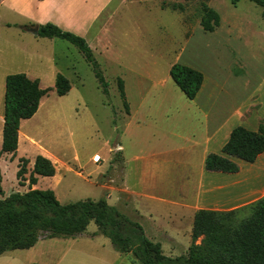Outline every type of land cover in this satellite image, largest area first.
<instances>
[{
    "label": "rangeland",
    "instance_id": "1",
    "mask_svg": "<svg viewBox=\"0 0 264 264\" xmlns=\"http://www.w3.org/2000/svg\"><path fill=\"white\" fill-rule=\"evenodd\" d=\"M70 1L76 7L88 4ZM202 4L219 14L213 32L200 26ZM103 17L102 43L94 52V42L90 48L107 94L76 47L58 38L34 36L23 29L32 25L8 12L0 0V114L7 75L29 74L43 89L54 86L56 73L64 75L70 91L61 97L48 92L37 116L22 122L36 146L22 141L19 157L50 153L56 158L55 177H41L36 189L53 190L61 204L105 199L149 234L151 226L142 222L125 190L126 170L141 190L166 198L183 193L184 180L196 173L197 159L188 148L198 129L194 120L201 118L203 94L201 90L194 104L187 100L169 77L171 65L181 63L202 72L205 87L216 86L225 116L256 104L250 115L263 114L264 10L250 0H113ZM118 78L124 83L128 115ZM17 165L18 157L0 155V198L28 191L27 180L18 184ZM164 181H170V187ZM141 208L148 213L171 211L158 200L146 201ZM158 217L156 236L148 238L161 245L164 255H185L191 245L200 244L201 239H192L187 222L169 221L165 214ZM96 230L91 222L76 238L43 236L30 249L6 252L0 264H138L131 253L113 250Z\"/></svg>",
    "mask_w": 264,
    "mask_h": 264
},
{
    "label": "trees",
    "instance_id": "2",
    "mask_svg": "<svg viewBox=\"0 0 264 264\" xmlns=\"http://www.w3.org/2000/svg\"><path fill=\"white\" fill-rule=\"evenodd\" d=\"M264 10V0H250ZM220 24L219 14L202 4L200 26L205 32H213ZM37 29V36L65 40L82 54L92 67L94 75L107 94V83L99 63L86 42L74 33L64 31L55 24L24 26L31 31ZM174 85L188 100H193L202 87V72L181 63H174L169 69ZM119 97L126 114H129L124 83L118 78ZM71 89L69 80L62 74L55 77L52 88H41L39 79H30L24 73L5 77L3 98V126L0 155L16 158L18 130L22 120L30 119L38 110L41 99L54 90L57 96L66 95ZM264 152V122L258 131L243 126L232 129L221 154L210 153L205 157L204 169L210 172L234 174L239 166L229 157L253 163ZM30 160L18 158L16 179L24 185L26 192H14L0 198V256L15 250L32 248L41 237L76 238L86 232L93 222L95 235L107 238L116 252L131 253L138 264H264V196L248 205L228 211L198 210L192 223L191 236L199 245H191L187 254L168 257L161 245L150 240L142 226L120 213L105 199H86L61 204L53 190L32 189L38 177H53L56 169L52 161L42 155L34 158L30 171ZM29 173L28 179L25 178ZM2 188L0 185V194Z\"/></svg>",
    "mask_w": 264,
    "mask_h": 264
},
{
    "label": "crops",
    "instance_id": "3",
    "mask_svg": "<svg viewBox=\"0 0 264 264\" xmlns=\"http://www.w3.org/2000/svg\"><path fill=\"white\" fill-rule=\"evenodd\" d=\"M1 2L8 12L16 14L25 23L35 27L52 23L84 37L89 46L92 42L97 46L98 43H102L100 36L103 34L105 27L104 13L113 3V0H88V4L83 8L76 7L75 1L70 0H1ZM67 22H70L72 25L70 26ZM89 36L90 38H88ZM48 39L52 40L54 38ZM92 48L93 52L99 49L98 46L95 48L92 46ZM102 48L106 50V45H103ZM27 76L30 77L29 74ZM215 87L214 85L205 87L204 80L196 97L193 100H189L192 103L195 102L202 90L201 118L193 119L198 129L193 132L195 133V139L191 143L192 147L188 148L197 159L196 173L193 178H186L184 180L183 193L178 195L171 194L168 198L166 196L156 197L141 190L139 185L135 183L136 181L134 182L130 178L131 175L126 170L125 190L130 195L139 216L144 218L142 222H147L151 226L149 234L148 231L146 232V228L142 227L147 237L156 236L154 230H158L156 226L157 218L162 214H165L169 221L187 222L188 230L190 231L192 228L190 229L189 222L193 223L194 214L198 210H233L248 205L264 196V152L253 163H246L242 160L229 157L239 166V171L234 174L210 172L204 169L205 157L210 153L221 154V149L227 142L233 128L240 125L248 130L258 131L260 125L264 122V113L257 115L255 118L250 115L251 108L256 107L257 104L250 106V109H244L233 113L231 116H225L223 113L224 103L217 97V88ZM42 99L37 112L27 120H33L37 116L42 105ZM232 120L238 121L240 124H232ZM22 122L23 120L20 122L18 130V148L16 154L18 158H21L19 154L22 141L28 145L36 146L33 135L30 134L29 130L23 128ZM2 126L3 115L1 116L0 145L2 142ZM120 148L124 151L122 145ZM43 155L50 159L53 164L55 163L56 158L50 153ZM123 157L125 159L124 153ZM29 160V165L32 168L34 158ZM40 178L38 177L37 184ZM37 184L33 185L32 189H36ZM165 184L166 187H170L171 182L169 181L168 183L166 181ZM155 200H158L163 205L171 206V211L148 213L142 210L141 205L143 203L146 201L154 202ZM172 231L174 232L175 229ZM163 232L167 236H173L172 233L167 234V231Z\"/></svg>",
    "mask_w": 264,
    "mask_h": 264
},
{
    "label": "water",
    "instance_id": "4",
    "mask_svg": "<svg viewBox=\"0 0 264 264\" xmlns=\"http://www.w3.org/2000/svg\"><path fill=\"white\" fill-rule=\"evenodd\" d=\"M31 33L34 34V35H37V29H32Z\"/></svg>",
    "mask_w": 264,
    "mask_h": 264
}]
</instances>
